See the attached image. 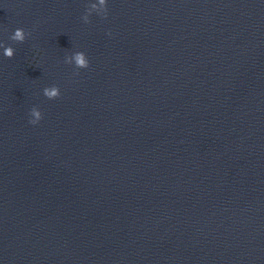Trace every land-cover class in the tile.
Masks as SVG:
<instances>
[{"label":"water","instance_id":"1","mask_svg":"<svg viewBox=\"0 0 264 264\" xmlns=\"http://www.w3.org/2000/svg\"><path fill=\"white\" fill-rule=\"evenodd\" d=\"M0 264H264V0H0Z\"/></svg>","mask_w":264,"mask_h":264},{"label":"clouds","instance_id":"2","mask_svg":"<svg viewBox=\"0 0 264 264\" xmlns=\"http://www.w3.org/2000/svg\"><path fill=\"white\" fill-rule=\"evenodd\" d=\"M101 4L105 3V0H100ZM91 7H95V5H91ZM89 15L90 13H87L83 16V20L85 23L89 22ZM107 16V15H106ZM105 16V18H106ZM27 35H29L28 33L25 32V30L23 28H17L13 35L10 37V39H12L13 41H17V42H24L25 39L27 38ZM4 56L11 59L14 54H15V50L11 47H5L4 48ZM73 59L75 62V67L77 69H86L89 67V60L87 59L85 53L83 52H75L73 55ZM43 94L45 97H47L48 99L52 100V99H56L60 96V89L59 87L53 85L51 87H46L43 89ZM30 115L33 117V119L30 120V123L32 124H36L38 123L41 119H42V114L40 111H38L36 109V107H33L31 109Z\"/></svg>","mask_w":264,"mask_h":264}]
</instances>
